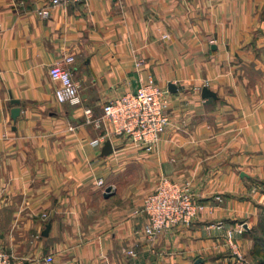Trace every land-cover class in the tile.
I'll use <instances>...</instances> for the list:
<instances>
[{"label": "crops", "instance_id": "1", "mask_svg": "<svg viewBox=\"0 0 264 264\" xmlns=\"http://www.w3.org/2000/svg\"><path fill=\"white\" fill-rule=\"evenodd\" d=\"M66 55L95 114L149 78L167 90L170 123L151 151L116 135L106 155L89 143L109 125L55 100L47 68ZM160 175L188 181L206 207L150 239L132 210ZM261 207L264 0H0V245L13 261L229 264L227 229L247 252Z\"/></svg>", "mask_w": 264, "mask_h": 264}, {"label": "built area", "instance_id": "2", "mask_svg": "<svg viewBox=\"0 0 264 264\" xmlns=\"http://www.w3.org/2000/svg\"><path fill=\"white\" fill-rule=\"evenodd\" d=\"M60 1L81 4L87 2V0H51L53 4ZM48 13L47 7L37 10V14L42 18L47 17ZM72 60V55L61 57L48 66L47 75L57 83L53 90L55 100L59 103L79 106L83 123L95 127L108 123L109 127H105L103 132L89 143L96 146L109 136L116 135L125 137L136 147L151 151L170 123L167 90L159 87L149 78L133 92H125L105 101L100 112L95 114L90 107L81 104L77 84L67 67ZM95 184L102 188L104 183L101 178H97ZM217 201L222 202V199L218 196ZM205 207V203L194 197L188 181L180 182L166 175H160L155 188L143 197L141 205L133 209L132 213L146 215L147 223L140 231L152 239L158 233L173 226L188 225ZM243 229L240 225L237 232H242ZM225 237L231 252L230 264H254L234 240V231L227 229ZM125 253L134 254L132 249L125 250ZM44 260L51 261V256L47 255ZM0 264L19 263L13 261L11 255L0 245Z\"/></svg>", "mask_w": 264, "mask_h": 264}, {"label": "water", "instance_id": "3", "mask_svg": "<svg viewBox=\"0 0 264 264\" xmlns=\"http://www.w3.org/2000/svg\"><path fill=\"white\" fill-rule=\"evenodd\" d=\"M168 88L170 90H176V85L174 83H171L169 82L168 83ZM202 95L204 97L206 96H216V93L214 91H212L211 89H209L207 86H203L202 87ZM11 102H16L15 99H12ZM19 111V107L18 106H13L10 108V117L12 119L15 118V116L17 115ZM112 151V146H111V143H110V140L107 138L103 141L101 147H100V155H106L108 154L109 152ZM111 193V186L110 185H107L104 187L103 191H102V196L104 197H107L109 194ZM49 227V222H47L44 226V229L42 231V234H45L46 233V230L48 229Z\"/></svg>", "mask_w": 264, "mask_h": 264}, {"label": "trees", "instance_id": "4", "mask_svg": "<svg viewBox=\"0 0 264 264\" xmlns=\"http://www.w3.org/2000/svg\"><path fill=\"white\" fill-rule=\"evenodd\" d=\"M261 209H264V207H261ZM263 215L257 222L256 225H254L252 228L247 231V234L252 239L253 246L251 253L252 254H258V253H264V210ZM262 260H257L253 262L254 264H259L264 261L263 257H260Z\"/></svg>", "mask_w": 264, "mask_h": 264}, {"label": "rangeland", "instance_id": "5", "mask_svg": "<svg viewBox=\"0 0 264 264\" xmlns=\"http://www.w3.org/2000/svg\"><path fill=\"white\" fill-rule=\"evenodd\" d=\"M193 193V192H192ZM194 195V194H193ZM195 197V196H194ZM196 198V197H195ZM197 199V198H196ZM143 200V199H142ZM197 200H199V199H197ZM200 201V200H199ZM204 203V202H203ZM141 205V204H140ZM263 210L264 209H260V210H258V213H257V215L255 216V219H254V221L252 222V224H251V226H250V228H252L254 225H256L258 222V220L263 216V215H261V214H263ZM143 214V213H142ZM200 214V213H199ZM198 214V215H199ZM197 215V216H198ZM196 216V217H197ZM249 228V229H250ZM252 240V239H251ZM252 246H253V242H252V245L250 246V248H249V250L247 251V252H245L244 251V253L247 255V257L248 258H250L251 260L253 259L254 261H257V260H262L260 257H263V259H264V253H258V254H252L251 253V250H252ZM229 247V246H228ZM242 249V248H241ZM230 250V249H229ZM230 256H231V252H230V254H229V262H230ZM252 260V261H253ZM230 264V263H229ZM259 264H264V261L262 262V263H259Z\"/></svg>", "mask_w": 264, "mask_h": 264}]
</instances>
